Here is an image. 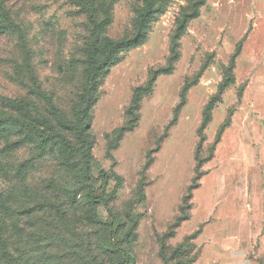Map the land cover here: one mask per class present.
<instances>
[{
	"label": "rangeland",
	"instance_id": "374dc122",
	"mask_svg": "<svg viewBox=\"0 0 264 264\" xmlns=\"http://www.w3.org/2000/svg\"><path fill=\"white\" fill-rule=\"evenodd\" d=\"M2 1L25 34L28 50L17 32L0 31V114L18 112L4 98L43 104L30 70L43 91L67 110L90 40L85 14L76 0ZM193 1L157 0L163 12L150 25L148 40L123 52L102 78L92 151L99 166L114 167L125 178L116 208H123L145 178L147 199L136 206L142 219L132 245L138 264H264V0H207L180 38L174 71L160 75L143 97L137 127L125 134L112 157L107 151L108 135L123 124L134 90L147 83L151 69L166 64L177 20L183 12H193ZM140 8L139 0H115L108 35H131ZM186 83L192 86L184 94ZM183 95L186 104L178 111ZM15 140L11 130L0 132L4 236L33 229L30 206L51 194L46 179L57 169L55 154L37 159L26 141L13 144ZM199 145L202 165L191 217L168 237L197 175ZM151 156L154 162L145 167ZM75 207L81 216L76 227L86 233L91 211L108 219L103 207ZM12 208L23 209L18 221ZM38 212L45 218L46 209ZM188 235L194 237L181 245Z\"/></svg>",
	"mask_w": 264,
	"mask_h": 264
},
{
	"label": "trees",
	"instance_id": "16d2710c",
	"mask_svg": "<svg viewBox=\"0 0 264 264\" xmlns=\"http://www.w3.org/2000/svg\"><path fill=\"white\" fill-rule=\"evenodd\" d=\"M141 8L137 13L134 32L125 37L113 38L108 35V27L113 21L115 0H76L85 14L90 27V40L84 51L80 82L75 96L65 110L43 91L36 74L30 70L35 91L43 104L36 106L35 101L26 99L10 100L18 107L17 113L0 114V132L11 130L16 140L13 144L26 141L36 153V158H46L55 154L57 159L55 173L46 179L48 197L31 205L33 229H19L7 236L0 232V264H138L132 245L137 238V229L142 214L136 212V206L145 202V178H141L132 196L118 209L115 202L125 178L114 167L107 169L99 166L93 154L92 125L94 108L99 98L102 78L112 66L119 63L125 51L143 45L149 37L150 25L161 13L162 4L157 0H139ZM207 0H194L192 13L183 12L178 18L171 36L170 53L165 65L151 69L145 85L134 90L132 99L125 110L124 122L108 135V154L119 146L126 133L134 130L141 120L142 99L152 89L153 83L162 74L172 73L181 56L180 38L189 22L199 17V8ZM0 31L18 33L21 46L28 50L25 34L19 29L10 11L0 0ZM30 63H27L29 67ZM225 83L224 88L228 87ZM192 84H185L183 93H187ZM186 104L183 95L178 111ZM205 116V112H204ZM207 120H203L205 124ZM226 124L221 127V132ZM113 136V139H109ZM219 135L215 141L217 143ZM161 145L154 150L157 152ZM201 146L197 147L196 177L184 195L179 215L168 232V237L176 234V228L190 219L193 190L198 187L199 160ZM57 153V154H56ZM55 159V158H54ZM155 158L151 156L145 167ZM98 171V174L95 173ZM112 182L114 183L111 186ZM26 191L31 192V188ZM79 197V200L77 199ZM75 203L89 208L103 207L108 219L103 220L93 211L88 215L91 223L89 232L79 230L81 222ZM12 215L18 221L22 208H12ZM46 209L45 218L38 210ZM90 212V211H89ZM0 222H2L0 220ZM194 236L188 235L186 244Z\"/></svg>",
	"mask_w": 264,
	"mask_h": 264
}]
</instances>
